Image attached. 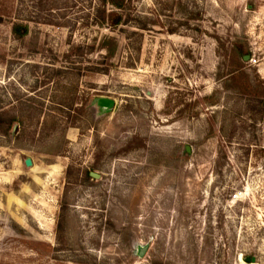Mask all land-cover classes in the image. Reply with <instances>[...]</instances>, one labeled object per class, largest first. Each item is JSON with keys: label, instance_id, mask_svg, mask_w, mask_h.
<instances>
[{"label": "rangeland", "instance_id": "obj_1", "mask_svg": "<svg viewBox=\"0 0 264 264\" xmlns=\"http://www.w3.org/2000/svg\"><path fill=\"white\" fill-rule=\"evenodd\" d=\"M116 1L0 0V264H264V0Z\"/></svg>", "mask_w": 264, "mask_h": 264}, {"label": "trees", "instance_id": "obj_2", "mask_svg": "<svg viewBox=\"0 0 264 264\" xmlns=\"http://www.w3.org/2000/svg\"><path fill=\"white\" fill-rule=\"evenodd\" d=\"M99 2L101 6L99 7L97 14H95L94 17L95 24L97 26L104 27L105 24H108V22L111 21L112 24L119 25L122 21V16L120 14L110 16L106 11V6L108 4H114V3L117 4L118 6H121L122 3H119L116 0H99ZM12 31L18 38L23 37L28 32V26L21 23H17L14 24ZM114 50H115V46L113 50H111L110 55L114 53ZM108 56H106V58H108Z\"/></svg>", "mask_w": 264, "mask_h": 264}, {"label": "water", "instance_id": "obj_3", "mask_svg": "<svg viewBox=\"0 0 264 264\" xmlns=\"http://www.w3.org/2000/svg\"><path fill=\"white\" fill-rule=\"evenodd\" d=\"M114 104H115V101L113 99H109V98H106V97H101V98L98 99V105L100 107L110 108ZM187 150H189V149H187ZM27 165H31V160H27ZM92 176L93 177H99V175L98 174H95V173H92ZM144 251H145V249H143L141 251V255L144 254Z\"/></svg>", "mask_w": 264, "mask_h": 264}, {"label": "built area", "instance_id": "obj_4", "mask_svg": "<svg viewBox=\"0 0 264 264\" xmlns=\"http://www.w3.org/2000/svg\"><path fill=\"white\" fill-rule=\"evenodd\" d=\"M236 197V196H235Z\"/></svg>", "mask_w": 264, "mask_h": 264}]
</instances>
